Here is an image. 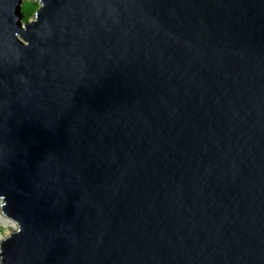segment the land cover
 <instances>
[{"label": "water", "instance_id": "obj_1", "mask_svg": "<svg viewBox=\"0 0 264 264\" xmlns=\"http://www.w3.org/2000/svg\"><path fill=\"white\" fill-rule=\"evenodd\" d=\"M31 1L0 0L1 264H264V0Z\"/></svg>", "mask_w": 264, "mask_h": 264}, {"label": "rangeland", "instance_id": "obj_2", "mask_svg": "<svg viewBox=\"0 0 264 264\" xmlns=\"http://www.w3.org/2000/svg\"><path fill=\"white\" fill-rule=\"evenodd\" d=\"M26 9H27L26 5L23 6V10H26ZM1 206H2V202L0 201V207ZM16 228H17V223L11 218L7 217V215L3 214L0 210V241L4 239L5 237H7Z\"/></svg>", "mask_w": 264, "mask_h": 264}, {"label": "trees", "instance_id": "obj_3", "mask_svg": "<svg viewBox=\"0 0 264 264\" xmlns=\"http://www.w3.org/2000/svg\"><path fill=\"white\" fill-rule=\"evenodd\" d=\"M23 5L21 6V11L24 15L23 17V21H26L27 20V17L29 15H31L35 10L36 8L38 7V3L37 2H34V1H31V0H23ZM26 5V10H23V6Z\"/></svg>", "mask_w": 264, "mask_h": 264}, {"label": "clouds", "instance_id": "obj_4", "mask_svg": "<svg viewBox=\"0 0 264 264\" xmlns=\"http://www.w3.org/2000/svg\"><path fill=\"white\" fill-rule=\"evenodd\" d=\"M19 230H22V228H21V229H19ZM0 262H2V257H0Z\"/></svg>", "mask_w": 264, "mask_h": 264}]
</instances>
